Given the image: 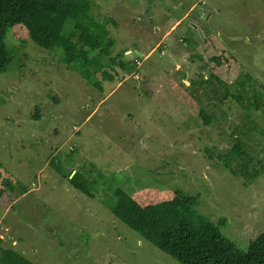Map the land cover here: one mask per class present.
Masks as SVG:
<instances>
[{"label": "rangeland", "instance_id": "obj_1", "mask_svg": "<svg viewBox=\"0 0 264 264\" xmlns=\"http://www.w3.org/2000/svg\"><path fill=\"white\" fill-rule=\"evenodd\" d=\"M91 1L95 19L114 21L112 57L132 65L106 68L113 82L97 73L102 91L25 31L9 35L17 57L0 75V190L9 180L15 191L0 199V254L12 249L33 264H181L133 229L177 191L198 196V212L224 219L222 233L247 251L264 231V98L248 111L224 98L218 79L229 87L249 74L264 93V0ZM249 158L257 178L239 174ZM75 170L93 197L70 183Z\"/></svg>", "mask_w": 264, "mask_h": 264}, {"label": "trees", "instance_id": "obj_2", "mask_svg": "<svg viewBox=\"0 0 264 264\" xmlns=\"http://www.w3.org/2000/svg\"><path fill=\"white\" fill-rule=\"evenodd\" d=\"M92 8L91 0H0V75L7 73L15 63L17 55L9 44V35L16 28L25 31L40 48L58 53L68 70L79 72L92 88L99 91L103 86L96 77L97 73H103V80L108 82H113L114 76L106 68L118 65L131 73L132 65L122 61L121 54L112 57L116 40L111 37L108 26L114 22L113 19H95ZM211 61H218V58ZM218 81L226 90L225 99L233 97L248 111H258L263 107L264 93L257 88L251 75L236 77L229 87L224 81ZM231 87L234 94H230ZM245 99L247 103H244ZM202 116L210 123L207 113L203 111ZM235 153L237 159L248 157L239 145ZM52 163L56 169H61L60 161L54 159ZM251 164L252 159H247L239 174L253 175V178L260 176V170L254 174L249 170ZM227 167L237 174L230 164L227 163ZM93 169L97 170L95 166ZM75 171L73 177V171L67 174L72 186L93 197L92 182L82 172ZM3 188L0 199L6 191L8 194L15 191V185L9 180L3 181ZM117 195L120 203L128 199L123 192H117ZM198 198L177 191L171 201L149 207L133 229L141 238L181 264H264V231L250 242L247 251H243L222 233L224 219L214 223L198 212ZM112 210L121 215L116 207ZM2 242L0 239V245ZM0 264L33 263L21 253L6 249L0 254Z\"/></svg>", "mask_w": 264, "mask_h": 264}]
</instances>
